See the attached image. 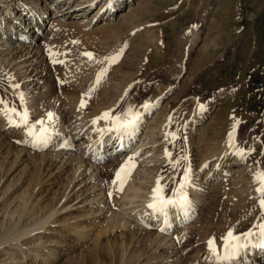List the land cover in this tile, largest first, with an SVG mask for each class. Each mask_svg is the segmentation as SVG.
I'll return each mask as SVG.
<instances>
[{"label": "bare ground", "instance_id": "bare-ground-1", "mask_svg": "<svg viewBox=\"0 0 264 264\" xmlns=\"http://www.w3.org/2000/svg\"><path fill=\"white\" fill-rule=\"evenodd\" d=\"M122 1L0 0V100L17 112H26L29 117L27 124L20 121L19 117H13L10 122L9 117L4 115L5 106L0 105V174L4 172L1 180L8 181V188H4L6 191L21 190L20 194L12 197L15 198L12 201L5 199L6 192L4 195L1 192L0 205L8 209L9 206L21 203L23 212L19 221L25 212L38 217L28 230L22 235L20 233V238L35 231H39L37 234L40 235L45 234L49 225L60 223L62 227L74 231L77 237L93 241V250L100 253L107 248L105 237L116 250L121 245L125 246L127 230L134 228V224L147 227L145 222L150 212L147 215L144 213H147L148 205L153 203V186L156 189L161 185L154 177L163 178L162 171L166 170L171 158L173 136L169 130V117L155 113L160 101L146 100L137 110L130 109L129 106L113 108L111 101V105L101 101L106 96L104 91L97 94L98 102L90 104L86 98L68 95V92L63 91L66 87L62 83L59 88L64 89H58L56 80L59 78L52 58L53 48L43 37L48 26L72 25L87 30L106 22L111 25V20L125 11L126 14L120 17L123 21L138 9L139 4L132 7L130 4L135 0L121 3ZM261 84L264 91V82ZM219 97L213 99L212 106ZM205 108L196 109L190 122L194 127L187 133L190 154L193 155L195 150L204 152V155L200 154L202 168L185 174L179 182L180 187L175 186L172 192L165 195L169 199H180L178 194L182 192L189 203L183 208L169 207L166 215L151 208L152 216H158L161 220L158 232L163 239L158 245L174 247L177 244V241L168 239L170 234L179 227L186 226L184 230L191 227L204 208L205 194H228L232 204L227 214L232 220L235 221L241 213L249 212L250 208L257 215L253 222L246 220L249 223L247 225L239 222L238 228L232 226V222H225L226 225L230 224L228 230H240L247 226L249 233L247 239L240 238L237 243L232 241L231 247L228 246L229 249L218 258V264H264V235H261L264 210L260 207L261 194L257 191L260 185L256 180V175L264 171V139L260 136L250 138L248 131L240 132V124L228 117L225 106L212 117L210 110L205 114ZM105 113H110L113 119H103ZM130 114L136 118L135 126L127 131L115 130L117 125L113 120L119 117L126 122ZM208 118L215 131L211 138L221 135L218 133V126L221 123L223 125L222 139L214 150H205L204 143L207 139L203 140V132L198 137L195 136L198 129H201L196 126ZM18 123L21 126H17ZM256 142L262 148L259 159L251 151ZM117 154H124L126 157L118 158L119 161L113 160L112 165L99 166V161L116 157ZM115 165H127L131 171L123 185V191L119 190V186L115 198L110 199L105 192L108 183L99 182L100 177L110 172ZM154 165H161L157 176L153 173L156 170L152 167ZM209 165L211 167L208 169ZM64 175L65 194L62 201L65 203L58 210L55 207L47 210L48 207L44 206L47 197L45 191ZM176 176L177 174L173 179ZM148 179L151 181L148 182ZM114 202L119 203L116 210ZM248 203H252V207ZM76 206L78 207L72 210ZM73 211H78L76 217H72ZM61 212V215L65 214L64 219L52 220ZM48 233L55 234L56 231ZM36 235H33L32 241L39 238ZM38 244L43 245V248L40 247L43 249L42 253L39 252L40 249H27V252H23L21 247L24 244L20 242L15 243L14 249L23 252L22 258L33 259L32 264H57L62 259L60 255L72 254L71 247L77 246L67 244L70 247L67 248L53 240ZM131 245L132 242L129 247ZM135 247L131 248L132 253L136 251L133 249ZM10 259L12 262L5 264L25 263V259L23 261L9 257Z\"/></svg>", "mask_w": 264, "mask_h": 264}, {"label": "rangeland", "instance_id": "rangeland-1", "mask_svg": "<svg viewBox=\"0 0 264 264\" xmlns=\"http://www.w3.org/2000/svg\"><path fill=\"white\" fill-rule=\"evenodd\" d=\"M137 3L138 9L123 21L120 17L126 14L125 11L112 19L111 25L106 22L96 26L98 29L87 30L72 25L48 26L43 37L53 48L52 58L57 78L60 79L56 80L58 89H64L59 88L62 83L66 87L63 91L68 92V95L86 98L88 103L94 104L99 101L97 94L104 91L106 96L101 101L110 105L113 103V108L129 106L134 110L139 109L146 100L160 101L155 113L169 117V130L173 136L171 158L166 170L162 171L163 178L154 177L159 180L158 184H161L159 186H162L165 196L175 186L180 187L179 182L185 174L202 168L200 154L204 155V152L195 150L193 155L190 154L187 134L194 127L190 122L196 109L207 107L205 114L210 110L212 117L225 106L228 117L240 124V132L248 131L250 138L260 136L264 139V91L261 84L264 82V0H135L130 5L135 7ZM88 53L92 54V58ZM112 57H117L116 62L112 61ZM101 71H106V75L98 84ZM68 87L78 92H73ZM217 96L220 97L212 106V101ZM204 119L196 126L201 129H198L195 136L198 137L203 132V140L207 139L204 143L205 150H214L222 139L223 125L221 123L218 126V133L221 135L211 138L215 131L211 128L210 119ZM251 151L259 159L262 154L261 145L256 142ZM113 157L99 161V166L112 165L113 160L119 161L118 158L126 156L117 154ZM152 167L156 168L153 173L157 176L161 165ZM210 167L209 165L208 169ZM122 168V165H115L110 172L100 177L99 183L109 185L105 192L110 199L115 198L119 189L116 176ZM1 174L0 193L4 195L6 192L5 199L12 201L15 199L12 197L20 194L21 190L6 191L4 188H8V181H2L4 172ZM65 179V175L60 177L45 191L47 197L44 206L48 207L47 210L53 207L58 210L65 203L62 201ZM142 183L145 184V181ZM207 191L208 189L206 193ZM223 196L225 194H205L204 208L191 227L186 231L183 229L186 226L179 227L170 234L168 239L177 241L174 247H159V241L163 237L158 232L161 220L158 216H152L153 210L149 208L151 211L144 213L147 215L150 212L145 222L147 227L134 224V228L127 230L125 246L121 245L116 250L105 237L107 248L100 253L93 250V241L77 237L74 231L62 227L60 223L48 226V231H56L55 234L48 231L42 235L37 234L39 231L32 233L39 237L35 239L36 242L32 241V234L20 238L38 220L37 215L25 212L27 215L19 221L23 212L21 203L9 206L8 209L1 204L0 264L12 262L9 257L23 261L25 259L23 264H32L33 259L22 258L23 252H27V249L39 251L43 245L38 242L47 243L52 240L65 247L77 245L71 247L72 254L60 255L62 259L57 264H218V258L229 249L225 243L228 233L233 231L237 237L234 243L240 238L247 239L249 233L247 226L240 230H228L230 224L226 225L225 222H232V226L238 228L239 222L247 225L249 223L246 220L253 222L257 215L250 208L249 212L241 213L235 221L232 220L227 214L232 200H229L228 194L227 197ZM114 204L116 210L119 203ZM250 204L248 203L249 207H252V203ZM74 205L75 201L72 206ZM137 205L139 204H135ZM77 212L73 211L72 217H76ZM29 214L31 215L27 217ZM61 214L62 212L52 220L64 219L65 214ZM14 225L18 227L17 230ZM212 240H215L217 254L210 250L209 242ZM19 242L24 244L21 247L23 252L14 249L15 243ZM134 245L136 247L133 249L136 251L132 253ZM40 250L42 253L43 249ZM11 253L15 254L11 256Z\"/></svg>", "mask_w": 264, "mask_h": 264}, {"label": "snow or ice", "instance_id": "snow-or-ice-1", "mask_svg": "<svg viewBox=\"0 0 264 264\" xmlns=\"http://www.w3.org/2000/svg\"><path fill=\"white\" fill-rule=\"evenodd\" d=\"M90 58H92V54H87ZM113 62H116L117 57L111 58ZM106 75V71H101L97 80V83L99 84L100 81L103 79V77ZM0 105H4V101L0 100ZM5 106V112L4 115L9 117V120L11 122V119L13 117H19V120L22 121L24 124H27L28 122V114L26 112L20 113L17 112L16 109L9 108L7 105ZM105 120H112L110 113H105L102 117ZM113 123L117 125V128L115 130H124L127 131L130 128H133L136 123V118L130 114V118L125 122L122 121L121 118L117 117L113 120ZM17 126H21L19 123ZM130 168L126 165L123 167L120 172L117 173L116 181L121 186L120 191H123V185L127 182V179L130 175ZM256 180L259 183L260 187L257 189V191L261 194L260 198V207L262 210H264V171H261L256 175ZM180 196V199H169L163 195V188L162 186H157L156 189H154L153 194V203L149 204L148 207L152 208L155 211L161 212L163 214H167V209L169 207H180L183 208L186 204L189 203L188 198L181 192L178 194ZM261 235H264V226H262V232ZM237 239L236 236L232 232H229L225 243L228 244L229 247H231V242L235 241ZM210 250L213 252V254H217V247L215 245V240H212L209 242ZM264 247V245H262Z\"/></svg>", "mask_w": 264, "mask_h": 264}]
</instances>
